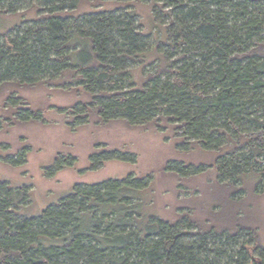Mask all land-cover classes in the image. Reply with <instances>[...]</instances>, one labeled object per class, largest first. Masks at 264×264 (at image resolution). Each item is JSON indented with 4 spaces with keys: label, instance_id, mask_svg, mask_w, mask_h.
Returning a JSON list of instances; mask_svg holds the SVG:
<instances>
[{
    "label": "trees",
    "instance_id": "1",
    "mask_svg": "<svg viewBox=\"0 0 264 264\" xmlns=\"http://www.w3.org/2000/svg\"><path fill=\"white\" fill-rule=\"evenodd\" d=\"M137 2L151 5L156 34L143 31ZM22 9L35 16L0 30V89L82 87L91 98L75 107L82 122L172 130L214 152L218 183L237 193L255 175L264 190V0H0L1 16ZM148 182L76 184L25 216L29 188L0 179V264H264L255 226L145 215L133 192Z\"/></svg>",
    "mask_w": 264,
    "mask_h": 264
},
{
    "label": "rangeland",
    "instance_id": "2",
    "mask_svg": "<svg viewBox=\"0 0 264 264\" xmlns=\"http://www.w3.org/2000/svg\"><path fill=\"white\" fill-rule=\"evenodd\" d=\"M136 6L143 31L156 34L151 5L137 2ZM34 16V11L27 9L0 15V30H10ZM89 99L79 86L59 88L43 84L0 89V179L14 187L29 188L30 200L20 208L23 215H39L69 194L76 184L133 175L149 181L146 188L133 192L145 215L176 220L190 212L195 218L217 224L238 220L257 227L264 244V190L254 189L257 176H249L246 182L250 186L234 193L239 188L232 190L226 182L218 183L214 152L190 148L180 143L172 130L161 131L151 125L131 126L123 119L105 122L88 118L82 122L77 115L82 110L75 107ZM110 151L115 155L100 164L93 163V154ZM57 157L62 160V167L54 170L52 164ZM172 161L203 170L179 173L167 168Z\"/></svg>",
    "mask_w": 264,
    "mask_h": 264
}]
</instances>
